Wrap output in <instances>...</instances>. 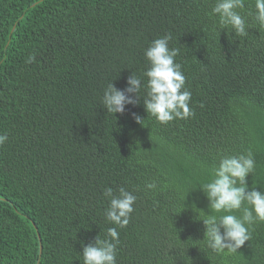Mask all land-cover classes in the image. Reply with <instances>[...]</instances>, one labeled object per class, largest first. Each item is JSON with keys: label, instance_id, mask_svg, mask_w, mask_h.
<instances>
[{"label": "trees", "instance_id": "1", "mask_svg": "<svg viewBox=\"0 0 264 264\" xmlns=\"http://www.w3.org/2000/svg\"><path fill=\"white\" fill-rule=\"evenodd\" d=\"M215 2L0 0V264H84L83 246L117 227L104 192L120 187L137 200L119 264H264V222L217 254L193 211L211 214L200 187L224 155L251 152L246 183L264 190V27L246 0L247 36L221 30ZM168 34L194 115L162 124L143 98L107 112L108 85H146L145 51Z\"/></svg>", "mask_w": 264, "mask_h": 264}, {"label": "clouds", "instance_id": "2", "mask_svg": "<svg viewBox=\"0 0 264 264\" xmlns=\"http://www.w3.org/2000/svg\"><path fill=\"white\" fill-rule=\"evenodd\" d=\"M245 6L246 0H216L212 13L218 16L221 30L231 28L235 36H247V21L241 14ZM248 15L254 16L259 26L264 27V0H254V12ZM170 40L171 35H165L152 41L146 49L145 56L150 64L143 73V77H147L146 85L142 77L134 74L129 76L127 87L123 90L117 89L113 81L108 85L103 96L107 112L123 114L126 105H137L143 98L147 114L150 113L162 124L194 115L189 107L191 92L185 89L186 78L181 65L175 62L178 50L170 49ZM142 87L147 89V98L140 95ZM134 119L143 125L144 120L139 115L134 114ZM7 139V135H0V145ZM254 170L255 160L251 152L224 155L218 166L212 169L210 181L200 187L209 201L211 214L196 209L194 205L193 211L197 213L196 217L203 212L204 218L196 219L203 222L206 246L217 254L237 253L246 241L251 240L250 226L257 221L264 222V190L258 191L253 186L249 190L246 183V177ZM146 187L154 189L156 184L149 183ZM104 195L109 198L106 219L119 228L126 227L134 211L136 195L124 187L118 189V195L112 188H107ZM117 227H109L106 238L97 236L93 243L83 246L81 255L84 264H119Z\"/></svg>", "mask_w": 264, "mask_h": 264}]
</instances>
